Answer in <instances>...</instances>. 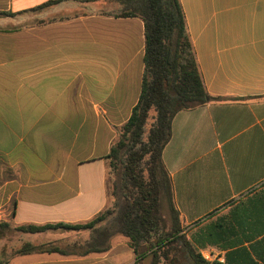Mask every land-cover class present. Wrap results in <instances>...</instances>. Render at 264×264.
I'll use <instances>...</instances> for the list:
<instances>
[{
  "label": "crops",
  "instance_id": "obj_1",
  "mask_svg": "<svg viewBox=\"0 0 264 264\" xmlns=\"http://www.w3.org/2000/svg\"><path fill=\"white\" fill-rule=\"evenodd\" d=\"M51 1L0 0V264H150L156 248L121 236L84 254L85 231L18 230L108 207L106 157L140 95L142 22L111 0L30 11ZM179 2L204 90L243 99L172 120L162 161L181 234L207 263L264 264V0Z\"/></svg>",
  "mask_w": 264,
  "mask_h": 264
},
{
  "label": "trees",
  "instance_id": "obj_2",
  "mask_svg": "<svg viewBox=\"0 0 264 264\" xmlns=\"http://www.w3.org/2000/svg\"><path fill=\"white\" fill-rule=\"evenodd\" d=\"M66 1L74 0L51 1L30 11ZM111 1L121 6L118 16L142 22L144 67L138 102L117 130L106 157L108 207L83 224L25 225L18 230L31 234L58 229L85 231L88 239L81 246L84 254L104 253L111 248V239L121 236L134 251L144 245L156 248L150 264H180L177 247L183 250L184 264H210L192 252L181 234L162 154L178 112L212 102L243 99L214 97L204 90L179 0ZM162 211L167 213L169 225L165 224ZM46 248L54 250L55 245Z\"/></svg>",
  "mask_w": 264,
  "mask_h": 264
},
{
  "label": "rangeland",
  "instance_id": "obj_3",
  "mask_svg": "<svg viewBox=\"0 0 264 264\" xmlns=\"http://www.w3.org/2000/svg\"><path fill=\"white\" fill-rule=\"evenodd\" d=\"M162 217L164 218V222L166 225H169V218H168V215L165 211H162ZM179 250H180V247H177V249L175 250L176 252H178L177 254L179 255Z\"/></svg>",
  "mask_w": 264,
  "mask_h": 264
}]
</instances>
